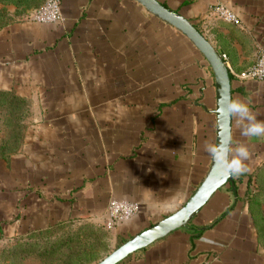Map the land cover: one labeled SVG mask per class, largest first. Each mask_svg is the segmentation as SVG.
<instances>
[{
  "label": "crops",
  "instance_id": "crops-1",
  "mask_svg": "<svg viewBox=\"0 0 264 264\" xmlns=\"http://www.w3.org/2000/svg\"><path fill=\"white\" fill-rule=\"evenodd\" d=\"M158 1L225 54L230 96L264 120V79L234 75L264 47V0ZM215 2L239 22L211 12ZM59 11L56 22L19 18L0 30V89L32 106L26 137L0 172V232L74 217L102 223L109 198L135 200L130 220L110 224L117 244L178 209L208 171L215 76L187 36L138 0H59ZM232 134L249 147L251 171L116 264H264L248 209L264 138L234 125Z\"/></svg>",
  "mask_w": 264,
  "mask_h": 264
},
{
  "label": "rangeland",
  "instance_id": "rangeland-1",
  "mask_svg": "<svg viewBox=\"0 0 264 264\" xmlns=\"http://www.w3.org/2000/svg\"><path fill=\"white\" fill-rule=\"evenodd\" d=\"M42 1L0 0V30L19 18L29 19ZM31 114L32 106L24 96L0 89V172L20 149ZM250 184L248 209L264 246V168ZM116 246L108 221L74 217L38 230L12 235L0 232V264H94Z\"/></svg>",
  "mask_w": 264,
  "mask_h": 264
},
{
  "label": "water",
  "instance_id": "water-1",
  "mask_svg": "<svg viewBox=\"0 0 264 264\" xmlns=\"http://www.w3.org/2000/svg\"><path fill=\"white\" fill-rule=\"evenodd\" d=\"M141 5L146 8L149 12L160 16L161 18L168 21V23L176 28L183 35L187 36L192 43L198 48L201 55L207 61L212 72H214V88H215V100L216 107L214 113L217 111L218 105H222L223 99L230 96V76L227 71L224 61L221 59L216 49L207 42L202 36L198 29L184 16L178 15L165 7L158 0H138ZM216 136L218 130L215 124ZM216 171L213 164L210 165L205 176L201 182L197 185L195 190L190 193L185 202L171 214L159 219L144 229L131 235V237L124 240L117 247L112 248L106 252L100 259L94 264H116L121 261L127 255L140 248L148 246L150 243L159 239L161 236L166 234L168 231L182 227L188 222L194 212H196L201 206L205 204L208 198L213 194L219 187L215 186L216 183ZM231 178L227 180L230 182ZM210 193V195H206Z\"/></svg>",
  "mask_w": 264,
  "mask_h": 264
},
{
  "label": "clouds",
  "instance_id": "clouds-1",
  "mask_svg": "<svg viewBox=\"0 0 264 264\" xmlns=\"http://www.w3.org/2000/svg\"><path fill=\"white\" fill-rule=\"evenodd\" d=\"M214 117L219 134L215 142L205 141L202 149L213 161L217 174L215 186L219 187L229 178H238L251 171L246 163L251 155L249 147L233 142V125L243 137L264 138V120L257 119L248 103L232 96L223 99Z\"/></svg>",
  "mask_w": 264,
  "mask_h": 264
},
{
  "label": "built area",
  "instance_id": "built-area-1",
  "mask_svg": "<svg viewBox=\"0 0 264 264\" xmlns=\"http://www.w3.org/2000/svg\"><path fill=\"white\" fill-rule=\"evenodd\" d=\"M210 11L227 20V22L233 24L239 22L236 15L221 2L213 3L210 7ZM29 19L36 22H56L61 19L59 0H43L40 6L33 11ZM219 56L225 62V54L220 53ZM234 75L241 80L246 78H255V80L264 79V47L259 46L257 51H255L254 60L246 67L242 68L240 72L234 73ZM105 211L109 224L127 221L136 213L137 201L131 199H115L111 197L106 203Z\"/></svg>",
  "mask_w": 264,
  "mask_h": 264
},
{
  "label": "trees",
  "instance_id": "trees-1",
  "mask_svg": "<svg viewBox=\"0 0 264 264\" xmlns=\"http://www.w3.org/2000/svg\"><path fill=\"white\" fill-rule=\"evenodd\" d=\"M21 98H22V97H21ZM22 99H23V98H22ZM236 179H240V177H239V178H232V181L235 182ZM236 181H237V180H236ZM246 182H249V176L247 177ZM251 189H252V188H251ZM123 241H124V240H121V241L118 242L116 245L118 246V245H119L120 243H122ZM117 246H116V247H117Z\"/></svg>",
  "mask_w": 264,
  "mask_h": 264
}]
</instances>
